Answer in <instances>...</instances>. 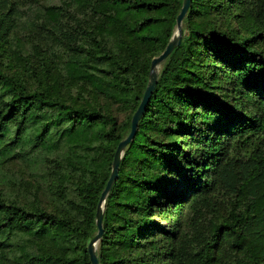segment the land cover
<instances>
[{
	"label": "trees",
	"instance_id": "obj_1",
	"mask_svg": "<svg viewBox=\"0 0 264 264\" xmlns=\"http://www.w3.org/2000/svg\"><path fill=\"white\" fill-rule=\"evenodd\" d=\"M183 4L27 0L47 34L46 48L28 50L0 12V57L6 47L19 60L12 72L0 59V179L14 161L34 176H11L15 196L0 191V264H92L117 147ZM214 86L233 107L208 95ZM161 207L169 231L151 219ZM103 229L99 264H264V0H191Z\"/></svg>",
	"mask_w": 264,
	"mask_h": 264
},
{
	"label": "rangeland",
	"instance_id": "obj_2",
	"mask_svg": "<svg viewBox=\"0 0 264 264\" xmlns=\"http://www.w3.org/2000/svg\"><path fill=\"white\" fill-rule=\"evenodd\" d=\"M40 1L43 3H47L52 0H46L47 2H44V0H40ZM24 5H27V0H7L6 3L0 4V12L6 15L5 19L7 21L6 22L4 20L5 22H3V24L5 23L3 25V30L9 27V30H7L6 32L12 36L18 37L22 41L21 46L24 50L31 49L34 46H38V45L45 47L44 44H45V41L47 40L46 31L44 30V28L38 25L39 18L36 19L37 17L35 15H29L28 13L25 12V9L22 7ZM185 23L187 24V20H185ZM221 23L225 27L226 25L225 22L222 21ZM176 29H175L173 36L176 33ZM3 50L5 52L2 53L0 57L2 64L10 71L15 72L16 71L15 66L19 64V60L16 58L11 48L9 49V48L4 47ZM37 56H38V53L30 54L29 61L36 63ZM162 67L163 65L160 67V72L162 70ZM216 73L221 74L222 70L218 69ZM207 93L208 95H213L212 97H214L215 100L217 99L219 102L225 105L227 104L233 107L235 103L233 101V96L231 93H229V90L227 89V87L226 88L216 87L213 90L207 91ZM243 99L244 98H241V103L244 102ZM115 113H118L121 122H123L127 118V115H128L127 113L121 112L117 108H115ZM125 151H124V154H125ZM6 173L8 176L7 180L0 179V191H2L4 194H8L11 196H15L17 194L16 186H13L10 182H8L11 179V176L14 178H21L24 181H31L34 179V176L31 174L30 167L27 164H25L23 161H14V162L9 163V166L6 169ZM43 200L47 203L51 202V199L49 200L47 196H43ZM189 203L190 202H186L185 206L188 207ZM164 212H165L164 207L154 209L151 214V219L152 221L165 227L166 230L169 231L172 227H170L169 225V217L166 214H164ZM188 216H186L185 218H188ZM162 239L163 238L160 237V240ZM100 242L97 246V250L99 248Z\"/></svg>",
	"mask_w": 264,
	"mask_h": 264
},
{
	"label": "water",
	"instance_id": "obj_3",
	"mask_svg": "<svg viewBox=\"0 0 264 264\" xmlns=\"http://www.w3.org/2000/svg\"><path fill=\"white\" fill-rule=\"evenodd\" d=\"M190 3H191V0H184L183 8L177 18V29H176L175 35L170 40L166 50L160 56L153 59L152 65H151V71L149 75L148 86L146 88L141 104L138 110L136 111L135 115L133 116L131 132L129 136L123 141H121L117 147L114 160H113L111 176H110V179L107 183L105 190L103 191L101 195L99 205H98L97 217H96L98 233L96 237L91 241L88 247V252H89L92 264H99V260L97 257V246L99 242L101 241L103 233H104L103 219H104L105 204H106V200L108 198L109 193L111 192L114 184L116 183L118 179L119 168H120L121 161L123 159L124 151L136 136L139 122L142 116L144 115L146 107L157 86L158 78L160 75V67L163 65L166 59L171 55V53L175 50V48L178 47L182 42V38H183V26L182 25L187 15V12L189 10Z\"/></svg>",
	"mask_w": 264,
	"mask_h": 264
}]
</instances>
